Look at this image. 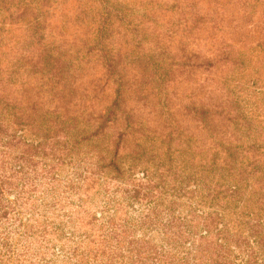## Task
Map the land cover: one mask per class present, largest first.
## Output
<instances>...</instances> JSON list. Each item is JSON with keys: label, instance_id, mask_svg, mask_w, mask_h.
I'll list each match as a JSON object with an SVG mask.
<instances>
[{"label": "trees", "instance_id": "trees-1", "mask_svg": "<svg viewBox=\"0 0 264 264\" xmlns=\"http://www.w3.org/2000/svg\"><path fill=\"white\" fill-rule=\"evenodd\" d=\"M0 264H264V0H0Z\"/></svg>", "mask_w": 264, "mask_h": 264}]
</instances>
